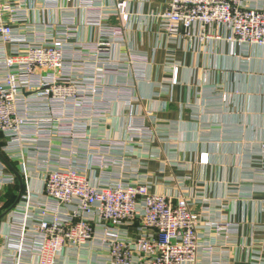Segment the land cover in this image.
Instances as JSON below:
<instances>
[{
    "label": "built area",
    "instance_id": "1",
    "mask_svg": "<svg viewBox=\"0 0 264 264\" xmlns=\"http://www.w3.org/2000/svg\"><path fill=\"white\" fill-rule=\"evenodd\" d=\"M49 1L43 5L57 7ZM167 1L158 18L170 36L204 42L222 27L231 45L264 46V7L251 0ZM75 25L67 18L55 27L40 26L30 21L26 0H0V153L10 163L16 155L25 161L35 153L31 162L43 174L46 197L40 203L25 195L9 211L0 264H58L67 247L88 245L107 253V264H200L201 256L211 258L213 248H201L199 232L212 225L193 213L187 199L173 202L151 193L149 183H131L109 171L119 163L110 152L123 144L93 139L91 127L108 112L105 77L126 73L106 40L71 43ZM177 76L174 68V84ZM129 133L144 137L152 131L132 122ZM83 149L90 163L81 160ZM95 169L97 183L90 174ZM22 176L28 178L26 164ZM16 182L0 158V196ZM2 209L0 201V215ZM213 228L218 235L235 229Z\"/></svg>",
    "mask_w": 264,
    "mask_h": 264
},
{
    "label": "crops",
    "instance_id": "2",
    "mask_svg": "<svg viewBox=\"0 0 264 264\" xmlns=\"http://www.w3.org/2000/svg\"><path fill=\"white\" fill-rule=\"evenodd\" d=\"M56 1V8H47L43 0H26L30 21L55 27L74 19L77 31L71 43L106 40L111 58L125 69L126 75L105 77L108 112L91 127L93 139L123 144L110 152L119 161L109 169L111 174L149 183L151 193L173 202L185 198L193 213L211 223L212 229L199 232V243L201 248L212 247L213 254L201 256L200 264H211L209 259L264 264V46L231 45L222 27L213 28L215 38L204 42L197 36H170L158 18L167 0ZM251 4L264 7V0ZM132 122L151 135L131 136ZM84 150L81 160L90 163ZM33 156L28 153L23 161L16 155L11 161L24 187L20 196L17 178L1 192L0 244L9 231V211L22 204L25 195L46 203L43 174L31 162ZM24 164L28 178L22 176ZM90 174L97 183L100 170ZM10 191L16 196L13 203ZM226 224L233 225L234 232L218 235L214 225ZM107 263L108 254L93 245L67 247L58 260Z\"/></svg>",
    "mask_w": 264,
    "mask_h": 264
},
{
    "label": "water",
    "instance_id": "3",
    "mask_svg": "<svg viewBox=\"0 0 264 264\" xmlns=\"http://www.w3.org/2000/svg\"><path fill=\"white\" fill-rule=\"evenodd\" d=\"M0 158L2 159V161L7 165V167L16 175V177L18 178V181L20 183V187H21V191H20V196L23 192V187H24V183L22 180L21 175L19 174V172L12 166V164L2 155V153H0ZM2 219V217L0 216V220Z\"/></svg>",
    "mask_w": 264,
    "mask_h": 264
},
{
    "label": "trees",
    "instance_id": "4",
    "mask_svg": "<svg viewBox=\"0 0 264 264\" xmlns=\"http://www.w3.org/2000/svg\"><path fill=\"white\" fill-rule=\"evenodd\" d=\"M0 148H1V138H0ZM12 191L8 192V198H9V203H13L16 200V196L14 193L11 194Z\"/></svg>",
    "mask_w": 264,
    "mask_h": 264
},
{
    "label": "rangeland",
    "instance_id": "5",
    "mask_svg": "<svg viewBox=\"0 0 264 264\" xmlns=\"http://www.w3.org/2000/svg\"><path fill=\"white\" fill-rule=\"evenodd\" d=\"M8 211V209L5 210V212Z\"/></svg>",
    "mask_w": 264,
    "mask_h": 264
}]
</instances>
